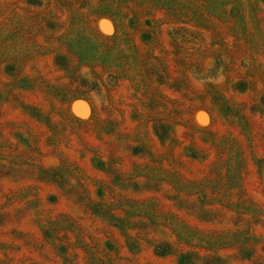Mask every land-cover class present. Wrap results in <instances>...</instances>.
Returning a JSON list of instances; mask_svg holds the SVG:
<instances>
[{
  "label": "rangeland",
  "instance_id": "obj_1",
  "mask_svg": "<svg viewBox=\"0 0 264 264\" xmlns=\"http://www.w3.org/2000/svg\"><path fill=\"white\" fill-rule=\"evenodd\" d=\"M33 1L0 0V264H264V0L250 42L160 7L124 4L118 24L103 0ZM76 15L160 58L162 99L105 75L81 89L62 48Z\"/></svg>",
  "mask_w": 264,
  "mask_h": 264
},
{
  "label": "trees",
  "instance_id": "obj_2",
  "mask_svg": "<svg viewBox=\"0 0 264 264\" xmlns=\"http://www.w3.org/2000/svg\"><path fill=\"white\" fill-rule=\"evenodd\" d=\"M28 1L31 6L36 5L33 0ZM132 3L137 11L145 9V12H147L151 9L149 11L151 12L152 9L160 7L167 12V17L170 19L182 23L185 18H188L190 22L201 26L205 30H208V26L204 22V18H212V20H217L222 25H228L230 27L229 32L232 34L234 32L233 35L242 26L239 30L244 31L246 36L244 35L242 38L247 39L248 42L254 36L251 32L252 28L244 27L243 21L247 17L252 16L253 18L254 14L250 11L248 13L249 9L260 10L258 0H103L97 5L95 12H103V15H109L116 23L120 24L119 20L125 14L122 13L123 5ZM137 11L134 16H136ZM130 13V10H126L127 16ZM150 18V20H145L149 32H145L144 36L151 40L152 35H154L152 25L155 22L152 20L153 15ZM83 20L80 15H76L71 21L65 36L62 37V48L66 49L75 58L74 82H77L81 89L97 92L101 87L99 85L100 79H97V76L102 77L105 75V80L108 83H118L121 79H125L131 82L139 92L142 91L146 94L153 92V96L162 99L156 91V88L162 85L160 81L165 76L161 59L154 57L148 59L147 64H145V58L140 54L143 52L136 45L135 47L131 45L136 50L130 49L124 28L120 27V33L113 38H105L100 36L89 23ZM198 26L194 27L193 33L201 31L199 28L196 29ZM68 57L67 54L58 55L56 57L57 66L70 70ZM97 69L101 71L98 72ZM131 73L135 75L134 78L131 77ZM136 80L138 81L136 82ZM240 85L246 86V83H238L236 90H239ZM87 99L92 102L91 98L87 97ZM154 131L160 139L170 135L167 123L163 121H155ZM156 252L159 256L166 254L159 246L156 247ZM194 257H197L198 260L204 258L199 254L192 255L191 253L181 252L179 255L180 264H193L195 263Z\"/></svg>",
  "mask_w": 264,
  "mask_h": 264
}]
</instances>
